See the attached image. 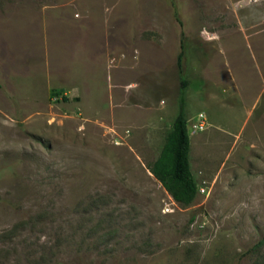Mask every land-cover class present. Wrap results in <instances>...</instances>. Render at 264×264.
Listing matches in <instances>:
<instances>
[{"label":"rangeland","instance_id":"rangeland-1","mask_svg":"<svg viewBox=\"0 0 264 264\" xmlns=\"http://www.w3.org/2000/svg\"><path fill=\"white\" fill-rule=\"evenodd\" d=\"M0 264H264V0H0Z\"/></svg>","mask_w":264,"mask_h":264},{"label":"trees","instance_id":"trees-1","mask_svg":"<svg viewBox=\"0 0 264 264\" xmlns=\"http://www.w3.org/2000/svg\"><path fill=\"white\" fill-rule=\"evenodd\" d=\"M183 45L177 56V67L181 70ZM185 81L181 79V88ZM57 92H53L56 94ZM190 138L187 129V119L184 102L181 100L179 110L173 119L171 128L167 131L165 142L158 157L149 166L150 172L163 185L176 202L188 205L197 195V185L191 173ZM261 244L258 243L257 246Z\"/></svg>","mask_w":264,"mask_h":264},{"label":"built area","instance_id":"built-area-1","mask_svg":"<svg viewBox=\"0 0 264 264\" xmlns=\"http://www.w3.org/2000/svg\"><path fill=\"white\" fill-rule=\"evenodd\" d=\"M202 115H200V119H201Z\"/></svg>","mask_w":264,"mask_h":264}]
</instances>
